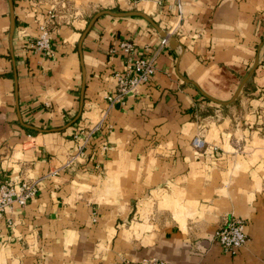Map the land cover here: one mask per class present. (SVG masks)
Here are the masks:
<instances>
[{"label": "crops", "instance_id": "0c3cea01", "mask_svg": "<svg viewBox=\"0 0 264 264\" xmlns=\"http://www.w3.org/2000/svg\"><path fill=\"white\" fill-rule=\"evenodd\" d=\"M99 11L111 13L80 43ZM130 11L176 45L141 15L112 14ZM13 24L10 37L0 0V179L37 192L0 219V264H264V0H13ZM123 40L154 71L109 104L132 57ZM255 61L234 101L203 114L205 95L231 100ZM97 124L86 155L47 176ZM230 217L248 238L235 253L214 239Z\"/></svg>", "mask_w": 264, "mask_h": 264}, {"label": "built area", "instance_id": "2783aa9c", "mask_svg": "<svg viewBox=\"0 0 264 264\" xmlns=\"http://www.w3.org/2000/svg\"><path fill=\"white\" fill-rule=\"evenodd\" d=\"M55 17L53 9L48 11V22L52 23ZM169 43L167 37H161L160 44L167 46ZM50 45V32L46 23L40 26V35L35 42L38 49H47ZM118 49L126 55L132 57L128 59V68L125 72L116 75L118 82V93L112 92L106 95L109 104H112L118 99L120 95L126 94L135 88L148 84L150 76L154 71V65L151 58L136 55L134 45L128 41L123 40L119 43ZM99 124L87 131H80L74 134V139L79 142L77 144L76 153L61 168L72 164L77 158L84 157L88 149V143L97 135ZM201 140L194 139L195 145H201ZM107 145L105 143L101 146V151H106ZM60 167L50 171L48 176L58 174ZM37 192V183L33 180L26 178L22 179L19 184L10 180L4 181L0 184V219L4 220L7 224H11V219L6 217L8 208L13 205L24 206L28 200ZM214 239L221 245L224 251L235 253L238 249L243 247L247 242V234L244 230V223L241 219L230 217L219 225L214 232ZM123 264H166L160 258H145L138 262H131L125 260Z\"/></svg>", "mask_w": 264, "mask_h": 264}, {"label": "water", "instance_id": "95a60500", "mask_svg": "<svg viewBox=\"0 0 264 264\" xmlns=\"http://www.w3.org/2000/svg\"><path fill=\"white\" fill-rule=\"evenodd\" d=\"M8 3H9L10 13H11V26H10V37H11L12 32H13V27H14V24H13V1L12 0H8ZM105 12L106 13H111L109 11H99V12H96L91 17V19L89 20V22H88L85 30L83 31V33L81 35L80 43H81L83 37L85 36V34L88 32V30L92 26V24L94 23V21L96 20V18L98 16H100L101 14L105 13ZM112 14H114V15H141V16H143L144 18H146L147 20H149L153 24V26L158 30L160 36L167 37L168 38V41H169L170 46H175L176 45V42H175V38L174 37H171L167 32L161 30L148 16H146L145 14H143L141 12L130 11V12H124V13H119V14H117V13H112ZM256 65H257V62L255 61L254 65L250 69L248 75L245 76V78H243V80L241 81L240 86H239L238 90L235 92L233 98H235L237 96V94L239 93V90L241 89L242 85L245 83V81L250 76V74L254 71ZM84 88H85V70L82 68V84H81V92H80V99H79V109H78V113L75 116L74 120H76L78 118V116L80 115L81 110H82V106H83V91H84Z\"/></svg>", "mask_w": 264, "mask_h": 264}, {"label": "rangeland", "instance_id": "374dc122", "mask_svg": "<svg viewBox=\"0 0 264 264\" xmlns=\"http://www.w3.org/2000/svg\"><path fill=\"white\" fill-rule=\"evenodd\" d=\"M13 1V0H12ZM69 3H67V4H65V6L63 7V8H66V7H68L67 5H68ZM61 13H63V12H61ZM90 14H91V12H90ZM51 24V23H50ZM48 29H49V27H48ZM49 32H50V30H49ZM254 65V64H253ZM239 86H240V84H239ZM239 86L237 87V89L235 90V92L238 90V88H239ZM243 86V85H242ZM241 89H242V87H241ZM241 89L239 90V93L237 94V96L241 93ZM235 92L233 93V95H232V97H231V100H229L228 102H220V101H217V100H215L214 98H212V97H210V96H208V95H205V97H204V100H206V101H208V102H210V105L209 106H204V107H202V111H203V114H206V116L207 115H209V114H211L212 113V111H213V107L214 106H216L215 105V103H218V104H223V103H230V102H232V101H234V99L237 97H235V98H233V96H234V94H235ZM218 107H221V105L220 106H218ZM195 110H200L199 109V107L198 106H196V109ZM203 139V138H202ZM1 160V159H0ZM60 168H61V166H59ZM62 169V170H61ZM60 170H59V172H58V174H56V175H53L54 177L55 176H58L59 175V173L61 172V171H63V169H65V168H61ZM48 176V175H47ZM5 181V179L4 178H1L0 179V184L2 183V182H4ZM125 260H128L127 258L126 259H124V261ZM123 261V262H124ZM130 261V260H129ZM37 263H39L38 261H37Z\"/></svg>", "mask_w": 264, "mask_h": 264}, {"label": "trees", "instance_id": "16d2710c", "mask_svg": "<svg viewBox=\"0 0 264 264\" xmlns=\"http://www.w3.org/2000/svg\"><path fill=\"white\" fill-rule=\"evenodd\" d=\"M27 131L30 133H34L35 131L34 130H31V129H27Z\"/></svg>", "mask_w": 264, "mask_h": 264}]
</instances>
